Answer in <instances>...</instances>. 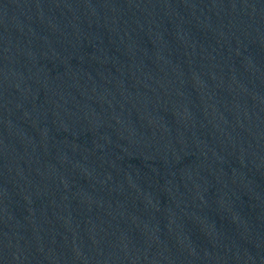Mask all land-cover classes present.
<instances>
[{"label":"water","instance_id":"1","mask_svg":"<svg viewBox=\"0 0 264 264\" xmlns=\"http://www.w3.org/2000/svg\"><path fill=\"white\" fill-rule=\"evenodd\" d=\"M0 264H264V0H0Z\"/></svg>","mask_w":264,"mask_h":264}]
</instances>
